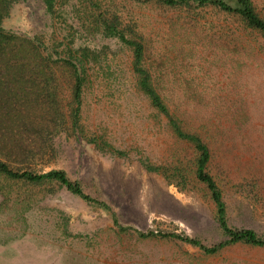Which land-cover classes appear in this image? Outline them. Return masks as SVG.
I'll return each mask as SVG.
<instances>
[{
	"label": "rangeland",
	"instance_id": "obj_1",
	"mask_svg": "<svg viewBox=\"0 0 264 264\" xmlns=\"http://www.w3.org/2000/svg\"><path fill=\"white\" fill-rule=\"evenodd\" d=\"M86 1L93 2L94 13L143 41L154 86L169 110L185 130L207 141L206 169L222 191L229 225L252 227L264 236V34L259 29L211 4L69 0L49 12L43 0H14L1 25L22 48L36 46L50 58L48 73L57 76L53 83H63L64 93L72 79L58 66L62 56L87 45L99 57L86 68L79 124L64 119L65 108L55 121L47 120L41 93L31 100L37 105L30 103L37 117L25 130L12 132L21 136L26 153L9 165L35 172L62 169L109 208L56 179L31 181L0 172V264H264V245L235 242L207 253L173 236L138 235L136 230L170 231L207 246L226 238L203 183L192 176L199 152L173 132L167 116L135 84L130 48L118 37L86 28ZM252 4L264 19V0ZM22 84L34 97L38 85ZM145 162L160 165L167 176ZM174 166L188 176L184 185L168 177ZM114 216L132 227L119 229Z\"/></svg>",
	"mask_w": 264,
	"mask_h": 264
},
{
	"label": "trees",
	"instance_id": "obj_2",
	"mask_svg": "<svg viewBox=\"0 0 264 264\" xmlns=\"http://www.w3.org/2000/svg\"><path fill=\"white\" fill-rule=\"evenodd\" d=\"M14 0H0V59L6 61L5 64L0 62V172L12 177L23 178L31 181H39L42 179H56L64 184L70 191L76 193L88 201H94L109 208V205L90 194L84 192L78 181L71 180L66 172L62 169H50L43 172H35L28 169H16L9 165L8 160L22 159L25 152L24 142H19L18 135H12L14 129L25 130L27 121L30 118L37 117L36 110L33 112V105L37 102L31 100H39V96L43 93V98L47 101V120L58 118L60 111L64 110V119L68 118L72 126L79 124L80 105L82 99V91L86 82V68L93 60L99 57L96 50L89 46H81L73 49L68 56H62L59 62V67L63 68L69 77L72 79L70 91L64 93L61 89L62 84L59 80L53 83L57 76L49 75L48 71L52 65L49 57L45 58L39 52V48L24 46L20 44L19 39L12 38L1 25L3 17L8 13L10 3ZM69 0H43L45 9L53 12L56 6L66 3ZM165 6H180L196 3L197 5L211 4L217 9L241 18L245 23L253 28L259 29L264 34V19L255 11L252 0H153ZM58 4V5H57ZM84 23L89 31H100L106 36L118 37L122 43L128 46L131 50L130 68L131 74L135 80L137 87L143 91L151 105L159 112L167 116L166 124L180 138H185L193 143L194 148L199 152L196 166L193 171V178L196 181L203 183L204 192L209 200L213 202L219 226L222 228L226 238L217 243L207 246L200 242L197 238L182 235L176 232L153 230L147 231L136 230L139 236L161 235L173 236L189 243L200 246L205 252L211 253L220 247L235 243L245 242L251 245H264V236L259 234L252 227L235 228L229 225L226 219V205L222 197V191L215 180L214 176L208 172L206 165L211 158V150L207 141L203 139L201 133L185 130L179 118L174 112L169 110V106L165 101V96L157 91L154 86L156 77L154 70L149 66L145 58L144 43L141 39L131 36L120 28H117L114 21L109 19L107 15L102 13H94L95 6L93 2L86 1L83 6ZM28 54L29 61L24 60ZM32 63V64H31ZM150 63V62H149ZM54 79V80H53ZM27 81L36 83L38 87L33 90L31 99L27 96V90L19 85V82ZM64 82V81H63ZM22 89V92H20ZM39 89V90H38ZM25 90V91H24ZM24 91V92H23ZM59 92L63 94L59 95ZM68 99V101H67ZM32 103V104H30ZM30 104V106H29ZM32 105V106H31ZM65 106V107H64ZM66 117V118H65ZM121 153V152H118ZM146 163V167L151 170H160L166 175V170L160 165ZM167 176V175H166ZM168 177H171L176 183L184 185L189 181L188 176L182 174L181 169L173 167ZM113 223L118 225L119 229L131 228L130 225L119 224L114 216Z\"/></svg>",
	"mask_w": 264,
	"mask_h": 264
}]
</instances>
